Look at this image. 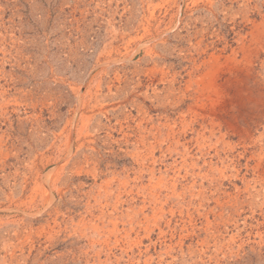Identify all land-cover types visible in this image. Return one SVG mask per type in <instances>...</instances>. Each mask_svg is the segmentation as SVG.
I'll list each match as a JSON object with an SVG mask.
<instances>
[{
	"label": "rangeland",
	"instance_id": "1",
	"mask_svg": "<svg viewBox=\"0 0 264 264\" xmlns=\"http://www.w3.org/2000/svg\"><path fill=\"white\" fill-rule=\"evenodd\" d=\"M0 264H264V0H0Z\"/></svg>",
	"mask_w": 264,
	"mask_h": 264
}]
</instances>
